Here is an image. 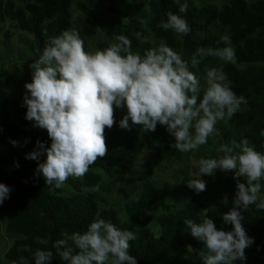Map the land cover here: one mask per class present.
<instances>
[{
    "label": "trees",
    "instance_id": "trees-1",
    "mask_svg": "<svg viewBox=\"0 0 264 264\" xmlns=\"http://www.w3.org/2000/svg\"><path fill=\"white\" fill-rule=\"evenodd\" d=\"M105 1L103 8L95 0H0L2 43L10 51L15 50L13 31L19 33L18 59L30 66L42 54L49 38L72 30L74 6L80 11L81 21L105 36L95 41L96 49L92 53L106 49L124 35L131 41L134 53L143 56L147 50L158 47L154 43L156 39L190 64L198 48L224 47L220 38L227 34L236 49L237 63H224L223 68L232 90L247 102L227 121V126H221L222 134L227 146L233 140L247 138L257 151L264 152V135H261L264 131V0H222L221 5L188 0L186 13L179 12L175 0ZM169 12L187 20L191 27L187 35L159 26L167 20ZM6 23H9L7 30ZM24 49L30 58H23ZM84 49L90 52L86 42ZM181 49L185 54L179 52ZM214 60L215 56L204 57L196 67L190 64V69L200 79ZM27 82L22 72L13 71L4 85L14 99L0 91V183L12 188L9 198L0 205V216L5 220L6 232L14 236L5 253L7 264H34L38 248L56 254L51 247L53 242L63 239L65 234L86 231L97 218L136 234L129 251L137 258V264H202L198 253L205 250L204 244L187 231L185 219L200 223L207 217L218 229L232 230L233 226L222 219L233 206L238 180L242 181L234 178L232 171L217 169L214 175L205 174L206 190L195 192L188 200L182 196L194 190L187 182L197 176L160 184L147 176L136 175L140 185L118 190L122 202L113 204L108 200L106 180L116 178L118 171L135 173L131 157L144 147L159 146L178 160L184 154L172 147L175 137L165 125L157 123L154 132L144 133L135 125L128 129L120 127L126 109L115 106L114 124L104 131L106 155L98 158L83 177H70L61 188L46 184L37 171L45 156L40 161L26 158L27 153L37 148V141L45 147L51 144L47 130L35 127L34 122L25 118L23 97ZM204 90L201 88V97ZM13 140L17 142L15 145ZM261 183L264 185V180ZM259 195L264 199V187ZM225 198L227 204L223 202ZM115 203L124 210V220ZM243 215L242 224L254 243L245 249L246 261L237 260L236 264H264V209L252 205ZM45 238L48 245L40 244L39 239ZM50 264L66 262L57 254Z\"/></svg>",
    "mask_w": 264,
    "mask_h": 264
},
{
    "label": "clouds",
    "instance_id": "clouds-1",
    "mask_svg": "<svg viewBox=\"0 0 264 264\" xmlns=\"http://www.w3.org/2000/svg\"><path fill=\"white\" fill-rule=\"evenodd\" d=\"M179 12L186 13L188 0H175ZM145 23H147L145 21ZM178 35H187L191 27L181 15L169 12L159 25ZM224 47H200L191 58V67L201 59L215 56L226 63H237L231 37L221 36ZM189 61L166 44L153 47L142 56L131 50L124 35L104 50L86 52L79 33L66 30L49 38L42 54L31 63L32 81L25 84L23 106L26 119L46 129L50 147L37 141V148L27 159L40 161L37 171L45 183L61 188L71 178L83 177L108 151L104 131L114 124V106L126 109L119 121L125 129L135 125L154 132L157 123L165 125L175 137L172 147L182 153L197 150L214 134L218 121L230 120L247 101L226 83V76L216 69L207 71V87L201 97L199 77L190 69ZM131 122V124H130ZM264 135V131L261 132ZM14 145L15 140L11 141ZM220 158H201L196 178L187 182L196 193L206 190L203 176L215 170L232 171L237 194L231 209L223 214L232 230L218 229L211 218L197 223L185 219L187 231L202 241L199 251L202 264H235L246 261L245 249L254 243L242 221L243 212L255 205L264 209L260 198L264 180V152L257 151L247 138L231 141ZM12 188L0 183V205L9 198ZM228 203L227 198L223 201ZM136 239L131 230L118 228L112 222L97 218L84 232L65 234L49 249H37L34 264H50L58 254L66 264H137L129 251ZM48 245V239H39Z\"/></svg>",
    "mask_w": 264,
    "mask_h": 264
},
{
    "label": "rangeland",
    "instance_id": "rangeland-1",
    "mask_svg": "<svg viewBox=\"0 0 264 264\" xmlns=\"http://www.w3.org/2000/svg\"><path fill=\"white\" fill-rule=\"evenodd\" d=\"M99 2L101 7L104 8L106 1L105 0H95ZM203 2H214L219 5L222 4V0H203ZM74 26L72 31L79 33L80 37L84 42H86L90 48V52L96 49L95 41L99 39H105V36L99 30L92 29L89 24L81 21L80 11L74 6ZM5 30L9 29V23L4 25ZM12 42L15 47V50L10 51L9 48L5 47L2 43L3 35L0 33V91L14 99L11 93L6 89L4 83L7 79V76L13 71L22 72L27 81L30 82L32 78V71L30 66L23 61H20L17 47L21 46L20 44V35L19 33L13 31ZM203 38V37H202ZM154 43L157 46L165 44L163 41L154 39ZM25 51V52H24ZM23 58H30V54L25 49L23 50ZM182 54H185L181 49L179 51ZM226 63L218 57H215L214 62L209 65L206 70L200 76V87L206 89V74L207 71L216 69L218 72H222L226 76V83H228L227 74L224 71L223 64ZM243 67V66H241ZM24 90H26L24 85ZM228 120L218 121L215 132L208 138V142L204 145L198 147L197 150L186 152L183 154V158L178 160L174 156L165 153L159 146L155 148L144 147L138 153L132 155V164L135 167L134 172L127 174L124 171H118L116 178L113 180H106V183L109 187L106 194L108 200L113 203L115 201L122 202V196L119 194L118 190L120 188L130 189L131 187H137L140 185V180H137V176L143 178L144 176L152 178L163 184L168 180H175L182 177H195L198 174L199 160L201 158H220L225 155L223 149L227 146V140L222 134L221 126H227ZM140 132L144 133L143 127H140ZM137 175V176H136ZM71 192V190H68ZM195 194V191H190L186 196H182L183 200L190 199ZM114 204V203H113ZM116 204V203H115ZM118 204L115 205L118 211L120 212L121 218L125 219L124 210L120 209ZM14 236L9 235L5 230V220L0 216V257L2 259V264H7L5 260V253L7 252L11 242L13 241ZM236 264V262H235Z\"/></svg>",
    "mask_w": 264,
    "mask_h": 264
}]
</instances>
